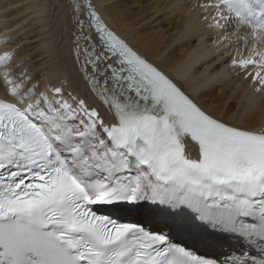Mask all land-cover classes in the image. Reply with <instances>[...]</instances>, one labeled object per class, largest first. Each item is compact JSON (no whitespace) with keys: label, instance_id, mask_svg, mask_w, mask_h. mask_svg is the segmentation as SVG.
<instances>
[{"label":"snow or ice","instance_id":"obj_1","mask_svg":"<svg viewBox=\"0 0 264 264\" xmlns=\"http://www.w3.org/2000/svg\"><path fill=\"white\" fill-rule=\"evenodd\" d=\"M214 7L219 19H235L251 35L245 42L254 45L252 56L233 65L264 68V0H217ZM77 10L87 14L76 22L77 62L118 122L109 124L75 98L42 93L29 103L35 88L20 96L14 87L15 102L0 100L4 256L11 264L28 253L42 264H216L172 244L163 231L97 211L147 203L171 209L162 223L211 222L255 248L257 255L244 250L228 264H264V130L206 113L116 36L89 0ZM256 78L264 85L260 72ZM188 137L198 144V158L185 154ZM53 240L64 242L58 253Z\"/></svg>","mask_w":264,"mask_h":264},{"label":"bare ground","instance_id":"obj_2","mask_svg":"<svg viewBox=\"0 0 264 264\" xmlns=\"http://www.w3.org/2000/svg\"><path fill=\"white\" fill-rule=\"evenodd\" d=\"M69 1L0 0V12L5 13H2L4 16L0 13L1 17H15L31 11L35 19L31 22L33 27L30 26L25 36L40 38L33 49L24 47L19 55L11 53L7 60H0L2 64L8 61L15 66L21 59L27 58L29 52H37L25 61L32 64L29 69L20 72L17 66L11 77H0V100L16 101L19 98L6 89L11 84L12 88L19 87L20 96H24L29 89L37 90L33 92L29 103L43 93L52 99L73 103L75 98V101L84 100L88 106H94V100L84 93V83L73 58L71 46L72 33L76 32L73 17L76 12ZM92 1L109 28L142 57L174 79L206 113L231 126L257 132L264 130V87L250 82V77L246 78V71L228 65V55L239 47L241 37L251 41L249 30L238 26L235 19L220 20L216 24L212 9L205 8L197 0ZM21 3L24 5L20 10L6 14L12 6ZM79 16L85 18V13L80 11ZM19 22L4 24L0 27V33ZM222 24L223 28H220ZM50 25L53 31L49 32L47 28ZM15 35L12 34L8 39ZM5 40L0 36V46ZM5 53L2 52L0 56L3 57ZM56 88H60L59 94L55 92ZM135 213L137 219L149 227L155 229L161 226L166 229L176 240V245L195 256L222 259L228 264L234 254L248 251L246 247L234 244L237 240L218 229L211 231L198 223H162V218L171 215L154 205H139ZM29 257L25 255L20 264H42V260H27Z\"/></svg>","mask_w":264,"mask_h":264},{"label":"rangeland","instance_id":"obj_3","mask_svg":"<svg viewBox=\"0 0 264 264\" xmlns=\"http://www.w3.org/2000/svg\"><path fill=\"white\" fill-rule=\"evenodd\" d=\"M23 5L24 4L21 3V4L16 5V7L12 6V8L10 10L8 9L9 11H7L6 14H11V12H14L15 10H20L23 7ZM0 13L2 14V13H4V11H1ZM4 14H2V15L4 16ZM31 14H32L31 11H27L25 13H20V15H17L15 17H14V15L13 16L9 15L6 18L1 17L2 15H0V19H2V21L0 20V27L4 26V24L9 23V22H19L20 21L19 23H17L16 26H13L11 29H4L3 31L1 30L0 36H3L6 39L5 40L6 44L3 43V45L0 46V49H1L0 50V55H3L2 52L5 53L6 51H7V54H11L12 53L13 55L14 54L19 55V53H20L22 48L25 47V49L28 48L30 50V49H33V47L35 45H37V43H38L40 38L30 39L31 35L25 36V33L27 31H30V29L33 27L31 25V22L35 19V15H33V14L31 15ZM14 19H15V21H14ZM22 21H24V22H22ZM30 26H31V28H30ZM47 29H48L49 32L53 31V26L50 25L49 28H47ZM5 30H7V31H5ZM10 34L11 35L12 34H16L15 35L16 37L14 36L13 38L8 39V38L11 37ZM47 37H49V36H47ZM14 44H18V45H14ZM17 51H19V52H17ZM36 53H37L36 51L31 52V53L29 52L28 55H27V58L21 59V61H19L15 66L11 65V62H9L8 64H6V66H4L3 68H0V77L4 78L6 76V73H7V76H9L10 74L13 75L12 71L17 66H18V69L20 70V72H24L25 70L29 69V67L32 64H28L25 61H27L29 58H32ZM29 56H31V57H29ZM12 75H10V77ZM217 263H221V262H217Z\"/></svg>","mask_w":264,"mask_h":264},{"label":"water","instance_id":"obj_4","mask_svg":"<svg viewBox=\"0 0 264 264\" xmlns=\"http://www.w3.org/2000/svg\"><path fill=\"white\" fill-rule=\"evenodd\" d=\"M75 6H76V8H77V5H79V4H82L83 3V0H75ZM78 11V10H77ZM85 13V17H86V12H84ZM78 14H80V11H78ZM77 20H78V18H77Z\"/></svg>","mask_w":264,"mask_h":264}]
</instances>
